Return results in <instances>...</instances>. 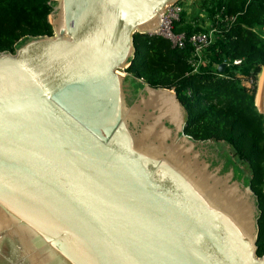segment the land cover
Masks as SVG:
<instances>
[{
  "label": "water",
  "instance_id": "95a60500",
  "mask_svg": "<svg viewBox=\"0 0 264 264\" xmlns=\"http://www.w3.org/2000/svg\"><path fill=\"white\" fill-rule=\"evenodd\" d=\"M182 1L56 0L52 35L0 51V264H264L248 165L120 72Z\"/></svg>",
  "mask_w": 264,
  "mask_h": 264
},
{
  "label": "trees",
  "instance_id": "16d2710c",
  "mask_svg": "<svg viewBox=\"0 0 264 264\" xmlns=\"http://www.w3.org/2000/svg\"><path fill=\"white\" fill-rule=\"evenodd\" d=\"M186 2V0H184ZM182 1L183 3H185ZM56 0H0V51H15L31 36L52 35L49 15ZM211 26H207V22ZM216 29L215 41L194 71L193 48L173 46L160 35L136 33V56L128 74L135 85L174 89L188 112L185 132L197 140L225 142L244 161L260 206L258 254L264 255V115L256 106L264 69V0H195L187 4L174 32L191 35ZM242 59L235 65L234 60ZM222 63H227L223 72ZM242 75L252 80L246 85ZM236 175L243 172L232 156Z\"/></svg>",
  "mask_w": 264,
  "mask_h": 264
},
{
  "label": "built area",
  "instance_id": "2783aa9c",
  "mask_svg": "<svg viewBox=\"0 0 264 264\" xmlns=\"http://www.w3.org/2000/svg\"><path fill=\"white\" fill-rule=\"evenodd\" d=\"M187 4L188 3L186 2L185 3L179 2L168 6L161 13L162 18L160 22V27L149 35L163 36L164 38L170 40L173 46H178L180 48H184L189 44L193 48V53H194L192 60L194 71H197L199 65L204 62L205 51L215 41L216 29L211 28L209 31L195 32L191 35H187L186 33H180V34L175 33L174 32L175 21H178L180 19V15L185 10ZM233 63L235 65L241 64L242 59L234 60ZM239 76L243 79V82L246 85L251 86L252 83L251 79L248 80L242 75Z\"/></svg>",
  "mask_w": 264,
  "mask_h": 264
},
{
  "label": "bare ground",
  "instance_id": "6f19581e",
  "mask_svg": "<svg viewBox=\"0 0 264 264\" xmlns=\"http://www.w3.org/2000/svg\"><path fill=\"white\" fill-rule=\"evenodd\" d=\"M259 80H260V86H259V91H258V94H257V97H256V103L260 106L261 91H262L263 84H264V71L261 73V76H260Z\"/></svg>",
  "mask_w": 264,
  "mask_h": 264
},
{
  "label": "rangeland",
  "instance_id": "374dc122",
  "mask_svg": "<svg viewBox=\"0 0 264 264\" xmlns=\"http://www.w3.org/2000/svg\"><path fill=\"white\" fill-rule=\"evenodd\" d=\"M195 0H186V3H188V4H191L192 2H194ZM207 26H211V22L210 21H208L207 22V24H206ZM263 71H264V69H263ZM262 71V72H263ZM120 72L122 73V74H124V75H128V72L127 71H125V70H120ZM261 72V73H262ZM240 75V74H239ZM260 76H261V74H260ZM260 76H259V79H260ZM259 86H260V80H259V85H258V90H257V94H258V91H259ZM257 97V96H256Z\"/></svg>",
  "mask_w": 264,
  "mask_h": 264
}]
</instances>
